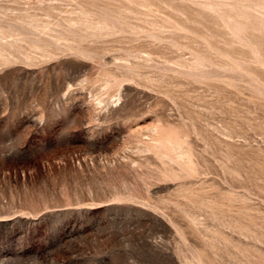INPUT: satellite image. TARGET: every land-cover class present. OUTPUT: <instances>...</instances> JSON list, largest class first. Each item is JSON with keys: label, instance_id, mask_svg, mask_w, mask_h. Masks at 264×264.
<instances>
[{"label": "rangeland", "instance_id": "374dc122", "mask_svg": "<svg viewBox=\"0 0 264 264\" xmlns=\"http://www.w3.org/2000/svg\"><path fill=\"white\" fill-rule=\"evenodd\" d=\"M0 264H264V0H0Z\"/></svg>", "mask_w": 264, "mask_h": 264}]
</instances>
